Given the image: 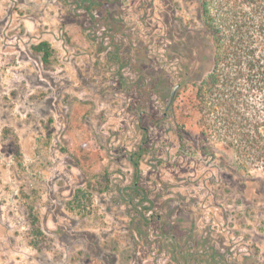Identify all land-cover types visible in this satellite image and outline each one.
Listing matches in <instances>:
<instances>
[{
    "label": "rangeland",
    "instance_id": "1",
    "mask_svg": "<svg viewBox=\"0 0 264 264\" xmlns=\"http://www.w3.org/2000/svg\"><path fill=\"white\" fill-rule=\"evenodd\" d=\"M199 3L0 0V264H264V181L188 103Z\"/></svg>",
    "mask_w": 264,
    "mask_h": 264
},
{
    "label": "trees",
    "instance_id": "2",
    "mask_svg": "<svg viewBox=\"0 0 264 264\" xmlns=\"http://www.w3.org/2000/svg\"><path fill=\"white\" fill-rule=\"evenodd\" d=\"M199 15L209 54L188 102L199 135L264 181V0H200ZM32 49L49 63L47 42Z\"/></svg>",
    "mask_w": 264,
    "mask_h": 264
},
{
    "label": "water",
    "instance_id": "3",
    "mask_svg": "<svg viewBox=\"0 0 264 264\" xmlns=\"http://www.w3.org/2000/svg\"><path fill=\"white\" fill-rule=\"evenodd\" d=\"M178 88H179V84H176V85L173 87V89H172V91H171V94H170V96H169V100H168V102H167V104H166V106H165V109H168L169 106L171 105V103H172V101H173V99H174V97H175V94H176V91H177Z\"/></svg>",
    "mask_w": 264,
    "mask_h": 264
}]
</instances>
